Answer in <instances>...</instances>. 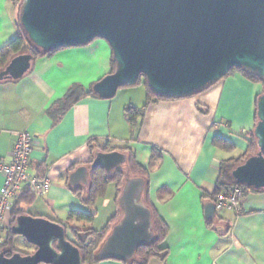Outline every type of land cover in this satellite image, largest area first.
Returning <instances> with one entry per match:
<instances>
[{"label":"crops","instance_id":"obj_1","mask_svg":"<svg viewBox=\"0 0 264 264\" xmlns=\"http://www.w3.org/2000/svg\"><path fill=\"white\" fill-rule=\"evenodd\" d=\"M16 16L12 2L0 0V49L18 36ZM111 71L112 49L98 38L37 58L18 79L0 80V161L10 159L18 133L27 130L34 139L30 172L46 175L51 182L46 195L27 189L19 193L25 213L82 230L101 229L117 213L122 219L124 209L116 198L115 182L93 207L84 204L73 188L88 193L89 165L97 152L131 151L149 177L140 203L145 205L148 196L169 229L162 243L164 252L148 264H264V189L246 191L240 213L219 208L213 200L222 162L247 150L264 85L234 71L196 95L153 99L132 124L125 109L145 105L143 85L121 87L113 98L90 94L93 85ZM75 85L87 95L63 111L61 102ZM216 137L232 148L218 147ZM81 166L88 169L87 180L75 185L70 176ZM3 180L0 173V189ZM111 185L114 190L107 199ZM104 200L111 215L97 228V206ZM210 205L214 212L208 215ZM74 210H95L96 217L90 224L69 221ZM11 218L8 212L6 225ZM67 235L73 238L69 231ZM25 240L17 235L16 248L34 251ZM17 242L23 243L22 249ZM97 264L126 262L110 258Z\"/></svg>","mask_w":264,"mask_h":264},{"label":"water","instance_id":"obj_2","mask_svg":"<svg viewBox=\"0 0 264 264\" xmlns=\"http://www.w3.org/2000/svg\"><path fill=\"white\" fill-rule=\"evenodd\" d=\"M19 20L42 53L106 40L116 69L93 85L102 98H113L141 76L156 95L169 98L196 95L233 68L264 82V0H23ZM32 59L28 53L16 55L0 71V80L22 77ZM256 115L259 150L232 176L239 184L264 189V91L258 96ZM126 160L122 151H99L91 168L101 166L111 176ZM87 175V167L81 166L70 180L76 185ZM142 186L141 179L126 184L120 197L124 217L113 227L99 258L128 259L153 239L151 212L139 202ZM207 209L213 214L214 205ZM13 231L36 250L11 257L0 251V264H83L79 248L56 221L24 214Z\"/></svg>","mask_w":264,"mask_h":264},{"label":"trees","instance_id":"obj_3","mask_svg":"<svg viewBox=\"0 0 264 264\" xmlns=\"http://www.w3.org/2000/svg\"><path fill=\"white\" fill-rule=\"evenodd\" d=\"M10 1L17 9L16 26L18 29V36L14 40H12L8 45L0 49V71L3 70L6 67V65L10 62V60L16 55L22 53L30 54L33 58L32 59V64H33V62L37 58L46 55H52L54 52L58 51L56 50V51L42 53L32 45V43L24 34L22 27L20 25L19 14H20L21 6L23 4V0H10ZM115 69H116V65L112 55L111 73H113ZM234 71H240L250 80L254 82H260L264 85V82L260 77L251 74L249 72H246L242 68H233L226 76H228ZM135 85H143L146 88L147 101L145 105L141 108H137L134 106L126 107L125 114L132 124L136 122L137 118H139L145 113L146 108L153 99H174V98L161 97L156 95L149 87L145 76H141ZM90 94L98 95L93 90V87L90 91ZM86 95L87 93L82 86L75 85L70 91V93L61 102V109L63 111L69 110L74 104L78 103ZM256 119H257V115H256ZM215 144L218 147H222V148H232V146L222 137H216ZM258 150L259 149L257 145V140L255 138L254 130H253V132L251 133V139L248 143V147L245 153L238 158H231L224 160L222 162L220 175L214 192L215 193L214 197L220 193L229 192L236 186H241L244 189V195L245 192L248 191L249 189H254L245 184L237 183V181L232 176V171L238 165L244 163L247 158H249L252 155H255L258 152ZM103 151L109 152L110 150L108 148H105L103 149ZM126 156H127L126 162L121 166V168L115 169L111 176H109L106 170L101 166L92 169L91 168L92 162L90 163L89 165L90 186L88 189V193L85 194L84 189L81 187L73 188V191L80 197V199L84 204L88 205L89 207L95 206L97 199L104 197L106 195L108 185L111 182L116 183V188H117L116 198L117 199L120 198L126 184L131 179H141L143 181L142 191L139 198V202H140L142 193L145 188V183H146V188H148V180H149L148 172L138 164L135 156L131 151L128 154H126ZM26 189L29 193H31L29 188ZM21 203L22 201L20 198H17L14 201L11 210V217H12L11 222L9 224L6 235L0 246L1 248L0 251H5L6 252L5 255L8 257H11L14 253L17 252L22 254H30L36 250V246H34L33 244L29 243L26 240H25L26 243L29 245V247H33L34 251L32 252L21 251L16 248L14 243L17 234L13 231V226L15 225L16 220L20 215L26 214L24 208L20 206ZM144 206H146L151 212V223H152L151 232L153 235V239L146 244L140 245L132 257L123 260L126 262V264H148L151 257L159 255L160 252L162 251L164 252L162 243L165 241L168 235V231H169L168 226L166 222L162 219L158 211L155 209L153 204L150 202L148 196H146ZM95 217H96L95 210L90 212L74 210L69 214L68 220L80 221L83 222L84 224H90L94 221ZM121 220L122 219L120 218L119 213H117L101 229L89 228L83 230L80 229L79 227L69 228L67 224H63L61 222L58 223L63 225L67 230V232L69 231L72 234L73 238H70L68 236V239L70 240V242H72L74 245H76L79 248L80 254L83 258V264H97L101 260H104L99 258V251L101 247L105 243L107 237L112 232L113 227L119 224Z\"/></svg>","mask_w":264,"mask_h":264},{"label":"built area","instance_id":"obj_4","mask_svg":"<svg viewBox=\"0 0 264 264\" xmlns=\"http://www.w3.org/2000/svg\"><path fill=\"white\" fill-rule=\"evenodd\" d=\"M1 134V130H0ZM34 139L27 131H20L9 160L0 161V173L3 175V185L0 189V241L6 235L9 225H6V215L11 212L14 200L26 188L36 195H46L51 187L48 176L33 175L30 172V155L33 150ZM244 189L236 186L226 193L214 197L215 204L222 209L241 212Z\"/></svg>","mask_w":264,"mask_h":264},{"label":"rangeland","instance_id":"obj_5","mask_svg":"<svg viewBox=\"0 0 264 264\" xmlns=\"http://www.w3.org/2000/svg\"><path fill=\"white\" fill-rule=\"evenodd\" d=\"M113 190H114V187L111 185L109 187V194L107 196V199L110 196V194L113 192ZM97 207L99 209V212H98V215H97L98 217H97V219L95 221V225L98 228L99 226H101V224H105V222H107V220H108V218H109V216L111 214H110V211H109V208H108V200H104V202H100ZM4 237H5V235L2 236V238H1L0 246H1V243H2V241L4 239ZM17 245L18 246L20 245L19 247L17 246L18 248H20V249L23 248V243L20 244V242H17Z\"/></svg>","mask_w":264,"mask_h":264}]
</instances>
